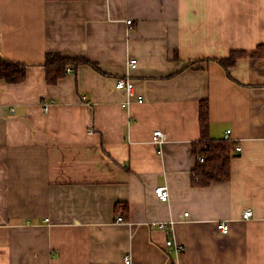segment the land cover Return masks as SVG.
Masks as SVG:
<instances>
[{"label": "crops", "instance_id": "crops-1", "mask_svg": "<svg viewBox=\"0 0 264 264\" xmlns=\"http://www.w3.org/2000/svg\"><path fill=\"white\" fill-rule=\"evenodd\" d=\"M51 52L90 63L48 83ZM0 55V264H264V0H0ZM203 100L236 142L207 184Z\"/></svg>", "mask_w": 264, "mask_h": 264}, {"label": "trees", "instance_id": "trees-1", "mask_svg": "<svg viewBox=\"0 0 264 264\" xmlns=\"http://www.w3.org/2000/svg\"><path fill=\"white\" fill-rule=\"evenodd\" d=\"M236 56L232 55L228 61H221L225 66L235 62ZM83 63H90L85 57L64 56L58 52L47 54L45 60L46 80L48 83H55L66 73L68 67H76ZM28 64L0 55V79L10 83L22 82L27 76ZM207 102L201 101L200 119L203 134V142L206 144L204 149L205 160L196 172L199 178V184H207L213 180L227 179L229 175L230 156L235 149V141L221 139L219 141H210L206 138V129L208 125ZM117 210H121L126 203H117Z\"/></svg>", "mask_w": 264, "mask_h": 264}, {"label": "built area", "instance_id": "built-area-1", "mask_svg": "<svg viewBox=\"0 0 264 264\" xmlns=\"http://www.w3.org/2000/svg\"><path fill=\"white\" fill-rule=\"evenodd\" d=\"M128 22H131V20H128ZM130 62H131V64H134V63H136V59H131ZM116 87L119 88V89L125 90V92L127 93L128 97L130 99L136 98L139 101H143L144 100L143 96H141V95L137 96L136 95V92L134 90V88H135L134 82L129 77H119V78H117ZM45 108H47V105H45ZM230 132H231V130H227V133H226L225 137H227ZM164 139H165V134H164V132L162 130L157 129V130L154 131V133H153V141L154 142H156L158 144H162L164 142ZM237 149L240 150V146H237ZM199 158H200L199 160H201V161L204 160V156H202V155ZM155 193H156L157 197L159 199H161V200H168L169 199V190H168L166 185H158V186H156ZM185 214H188V212H186ZM243 216L245 218L252 217L253 216L252 208L245 209V211L243 212ZM117 220L118 221H123V218L122 217H118ZM158 226L159 227H165V223L161 222V223L158 224ZM217 228L220 231L226 233L229 230V224L227 222H224V221L223 222H218ZM166 245H167L168 248L175 247L177 252L180 251V248H181L180 244H177L173 238L167 239ZM124 259H125V262L127 264H132L133 260H132L130 255H126Z\"/></svg>", "mask_w": 264, "mask_h": 264}, {"label": "bare ground", "instance_id": "bare-ground-1", "mask_svg": "<svg viewBox=\"0 0 264 264\" xmlns=\"http://www.w3.org/2000/svg\"><path fill=\"white\" fill-rule=\"evenodd\" d=\"M129 20H131V22H128V20H127V22H128L129 24H131V23H132V19H129ZM46 109H47V108H46ZM204 160H205V158H204ZM204 160H203V161H204ZM203 161H202V162H203Z\"/></svg>", "mask_w": 264, "mask_h": 264}, {"label": "rangeland", "instance_id": "rangeland-1", "mask_svg": "<svg viewBox=\"0 0 264 264\" xmlns=\"http://www.w3.org/2000/svg\"><path fill=\"white\" fill-rule=\"evenodd\" d=\"M204 162V161H203Z\"/></svg>", "mask_w": 264, "mask_h": 264}]
</instances>
